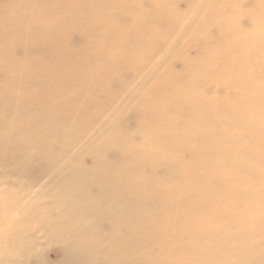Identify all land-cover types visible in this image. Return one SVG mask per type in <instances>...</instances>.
I'll list each match as a JSON object with an SVG mask.
<instances>
[{"label":"bare ground","instance_id":"obj_1","mask_svg":"<svg viewBox=\"0 0 264 264\" xmlns=\"http://www.w3.org/2000/svg\"><path fill=\"white\" fill-rule=\"evenodd\" d=\"M193 1L0 0V264H264V0Z\"/></svg>","mask_w":264,"mask_h":264},{"label":"rangeland","instance_id":"obj_2","mask_svg":"<svg viewBox=\"0 0 264 264\" xmlns=\"http://www.w3.org/2000/svg\"><path fill=\"white\" fill-rule=\"evenodd\" d=\"M237 2H238L237 3L238 5L245 4V6L247 7L245 9L246 11L245 10L243 11V13H245V14H247L249 11L253 10L252 9L253 6L257 8L259 5L258 3H260V1H258V0H238ZM197 8H198L197 4L193 0H175L174 6L172 8H170V14L172 16L180 15V16H183V18L197 17V14L201 10L202 7L201 8L199 7L198 9ZM227 16L233 17V11H231V10L227 11ZM173 24H175V22H173ZM123 25L132 29L131 23L124 18H121L120 20H118L114 23V26H118V27H121ZM174 26L175 25H173V27ZM167 27H168V25L166 22H162V23L158 22L156 24V26L154 27V29H155V31L160 32V31H165L164 29H166ZM260 31H261V29L259 30V32ZM262 34L264 35V32ZM218 35H219V32H218L217 28H214V27L208 28V30L205 29L203 33H193V32L190 33L189 43L191 42V44L195 48H197L196 51L193 48L190 49V53H189L190 57L192 59H194L195 61H201V60L205 61L206 55L204 57V52L206 51V48H207L206 44L208 42H209L210 46H213L212 44H216L218 42V38H219ZM184 41H186V39H184V38H181L177 41L174 40V42H176V43L184 42ZM259 42L261 43L260 40H259ZM70 43H71V45H73V47H75L74 49L76 51H84L85 50V46L81 43L77 44L74 41H70ZM259 51H261V50L259 49ZM21 53H22L21 50L18 51L17 52L18 56H21ZM39 53H41L43 55L44 63H50V62H53V60L57 57V55L59 54V50L55 44H52V45L41 44V46L39 48H37V46H36L33 50H31L30 53H28V56L30 58H34V57H37ZM262 56L264 57V54H262ZM258 57H260V56H258ZM213 58H214L213 61H219V57H217L216 55L210 57L211 60ZM226 58L228 59L227 56H226ZM220 59L224 60V58H222V57H220ZM171 65H172V67L176 73H182V79L179 82V86L185 87L187 85V77H186L184 72L188 71V70L184 71V68H186V67L183 68L181 62H178V61L174 62ZM198 65H200V63H198ZM219 65H221V64H219ZM262 66H264V64ZM263 72H264V70H263ZM132 75H133L132 72L126 73V76L128 79H130ZM223 78H221L220 76H217L216 77V79H217L216 83L219 84V83L225 82V81H221V80L219 81V79H223ZM116 79H118V78L113 77L109 81L108 88L111 89L112 91H117L120 89L119 79L118 80H116ZM224 79H227V78H224ZM258 79H259V81H262V85H264V75L259 77ZM0 83H3V80L0 79ZM244 83H247V81H244ZM215 96L219 102H222L224 100L229 99V97L226 93V90L223 87L215 90ZM259 98L261 99V101L263 100L262 102H264V94H261L259 96ZM102 99H105V98L102 97ZM127 120L128 119L123 118V120L121 121V125H120L121 128L125 129L127 127H130ZM132 120H134V119H132ZM131 123L134 124L133 121H131ZM88 162H90V160H88ZM254 188L256 190H259V189H263V186L257 185ZM263 215H264V208H262V207L253 209V211L251 212L252 218H259ZM46 250L47 251L44 254L46 256V258H50V259L56 260V261H59L61 258H63L61 256L55 255V252H54L55 248H50V249L47 248Z\"/></svg>","mask_w":264,"mask_h":264}]
</instances>
